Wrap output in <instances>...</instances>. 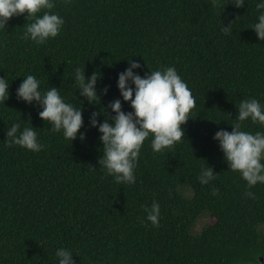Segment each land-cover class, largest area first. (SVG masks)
<instances>
[{
	"label": "trees",
	"instance_id": "1",
	"mask_svg": "<svg viewBox=\"0 0 264 264\" xmlns=\"http://www.w3.org/2000/svg\"><path fill=\"white\" fill-rule=\"evenodd\" d=\"M255 3L55 0L49 11L64 24L39 45L22 38L31 17L8 20L0 29V76L10 82L9 98L0 102V264H56L57 247L71 248L75 264H262L264 183L247 189L212 138L218 129L232 130L241 99L264 104V41L250 28ZM230 22L225 34L222 25ZM129 60L140 62L142 70L134 71L141 76L175 67L196 100L181 125L184 137L173 146L154 152L151 136L145 139L132 184L116 183L101 168L100 133L88 124L92 110L115 98L131 111L116 86ZM83 65L86 77L100 74L98 103L80 96L72 79L74 67ZM26 74L41 81V91L56 87L81 107L84 140L51 132L38 105L17 100ZM105 115L114 113L104 109L98 120ZM14 121L36 128L44 147L32 152L10 144L5 131ZM240 123L241 130L264 132L251 119ZM207 165L216 175L202 185L197 177ZM153 200L160 204L158 226L142 207ZM204 216L207 224L195 232Z\"/></svg>",
	"mask_w": 264,
	"mask_h": 264
},
{
	"label": "clouds",
	"instance_id": "2",
	"mask_svg": "<svg viewBox=\"0 0 264 264\" xmlns=\"http://www.w3.org/2000/svg\"><path fill=\"white\" fill-rule=\"evenodd\" d=\"M237 8L244 5L245 0H230ZM213 5L217 0H212ZM55 0H0V29L7 26L13 16L26 13L32 22L28 23L22 33L23 39L43 44L55 38L60 32L64 17L55 11ZM256 21L252 28L258 40L264 41V0H256ZM37 15V13H41ZM232 23L222 25V31L227 34ZM135 69H141L139 61L129 60L128 66L117 74L116 86L123 101L128 102L131 111L122 109L121 99L110 100L104 109H111L114 115H105L103 120L98 116L101 111L92 110L89 113L88 124L100 133L98 139L103 144V154L99 158L101 168L111 175L116 183L135 182V167L140 149L146 138L151 136L152 151L160 152L173 146L184 137L181 127L195 106V97L173 66H164L155 70L150 69L143 76ZM77 85L80 96L88 103L95 104L100 100L97 92V80L100 74L93 71L85 76V67L76 66L71 73ZM41 81L32 74H26L15 90L17 100L27 104H36L41 109L38 116L47 121L51 132H62L65 139L72 141L77 137L84 140L86 133L79 131L83 124L80 106L68 102L56 87L40 90ZM10 82L5 76H0V102L9 98ZM108 85L102 89L107 95ZM109 119L112 123H109ZM246 119L258 123L264 128V104L256 98L241 99L237 105L236 123L232 130L218 129L214 132L213 140L217 141L228 168L239 171L246 181V188L264 183V132H249L241 130V123ZM33 126H21L14 121L6 129L5 136L10 144L21 146L32 152L40 151L44 145L39 141ZM211 166L202 167L197 177L202 185L209 184L215 177ZM216 189H213V195ZM245 197L255 198L251 191L244 192ZM145 219L153 226H158L160 204L153 200L150 206H142ZM143 222V221H142ZM56 264H75L77 255L68 247L55 249Z\"/></svg>",
	"mask_w": 264,
	"mask_h": 264
},
{
	"label": "rangeland",
	"instance_id": "3",
	"mask_svg": "<svg viewBox=\"0 0 264 264\" xmlns=\"http://www.w3.org/2000/svg\"><path fill=\"white\" fill-rule=\"evenodd\" d=\"M207 222H208V217H206V216L202 217V218L198 221V223H197V225H196L194 231H195V232H199V231H200V230H201V229L207 224Z\"/></svg>",
	"mask_w": 264,
	"mask_h": 264
},
{
	"label": "water",
	"instance_id": "4",
	"mask_svg": "<svg viewBox=\"0 0 264 264\" xmlns=\"http://www.w3.org/2000/svg\"><path fill=\"white\" fill-rule=\"evenodd\" d=\"M260 262L264 264V257H260Z\"/></svg>",
	"mask_w": 264,
	"mask_h": 264
}]
</instances>
